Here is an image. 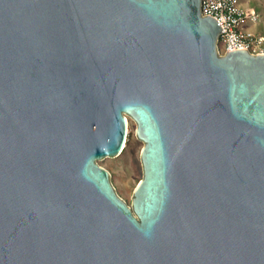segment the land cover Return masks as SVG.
I'll return each instance as SVG.
<instances>
[{
    "label": "water",
    "instance_id": "95a60500",
    "mask_svg": "<svg viewBox=\"0 0 264 264\" xmlns=\"http://www.w3.org/2000/svg\"><path fill=\"white\" fill-rule=\"evenodd\" d=\"M200 1L0 0V264H264V53Z\"/></svg>",
    "mask_w": 264,
    "mask_h": 264
},
{
    "label": "built area",
    "instance_id": "2783aa9c",
    "mask_svg": "<svg viewBox=\"0 0 264 264\" xmlns=\"http://www.w3.org/2000/svg\"><path fill=\"white\" fill-rule=\"evenodd\" d=\"M200 9L202 14L213 17L219 24L218 48L221 53L233 49L264 53V35L254 33L246 26L258 20L253 7H243L242 0H201Z\"/></svg>",
    "mask_w": 264,
    "mask_h": 264
},
{
    "label": "rangeland",
    "instance_id": "374dc122",
    "mask_svg": "<svg viewBox=\"0 0 264 264\" xmlns=\"http://www.w3.org/2000/svg\"><path fill=\"white\" fill-rule=\"evenodd\" d=\"M245 8L253 7L258 13V20L246 24L254 33L264 35V0H242ZM126 139L122 151L109 159L98 160V164L110 172V180L119 196L130 204V195L141 179L139 156L141 141L133 137L136 125L126 116Z\"/></svg>",
    "mask_w": 264,
    "mask_h": 264
}]
</instances>
